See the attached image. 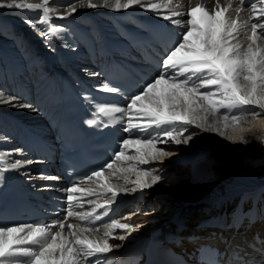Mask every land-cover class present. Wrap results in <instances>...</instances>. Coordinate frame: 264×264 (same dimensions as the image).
Returning a JSON list of instances; mask_svg holds the SVG:
<instances>
[{
  "label": "bare ground",
  "instance_id": "obj_1",
  "mask_svg": "<svg viewBox=\"0 0 264 264\" xmlns=\"http://www.w3.org/2000/svg\"><path fill=\"white\" fill-rule=\"evenodd\" d=\"M235 2L0 0V111L23 118L39 119L38 105L45 100L40 91L55 78H98V65L128 48L130 28L140 30L138 21L178 10L193 22L167 74L133 104V135L123 155L93 180L71 188L73 197L95 195L80 204L137 195L139 200L113 223L96 228L69 217L32 264H93L97 256L138 243L170 221L171 239L203 234L227 252L261 257L264 0L241 9L233 8ZM239 204L256 208L263 220L232 225ZM223 219L230 227H219ZM202 220L210 226L198 227ZM14 233L0 231V253Z\"/></svg>",
  "mask_w": 264,
  "mask_h": 264
},
{
  "label": "water",
  "instance_id": "obj_2",
  "mask_svg": "<svg viewBox=\"0 0 264 264\" xmlns=\"http://www.w3.org/2000/svg\"><path fill=\"white\" fill-rule=\"evenodd\" d=\"M171 221L170 222H168V223H165L163 226H161L162 228H166V227H168V226H170L171 225Z\"/></svg>",
  "mask_w": 264,
  "mask_h": 264
}]
</instances>
